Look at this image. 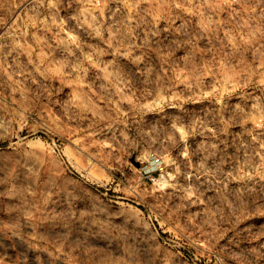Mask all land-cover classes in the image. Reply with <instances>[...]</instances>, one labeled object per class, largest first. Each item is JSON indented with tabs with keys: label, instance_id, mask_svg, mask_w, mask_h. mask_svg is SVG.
Returning a JSON list of instances; mask_svg holds the SVG:
<instances>
[{
	"label": "clouds",
	"instance_id": "1",
	"mask_svg": "<svg viewBox=\"0 0 264 264\" xmlns=\"http://www.w3.org/2000/svg\"><path fill=\"white\" fill-rule=\"evenodd\" d=\"M31 3L45 27L35 39L48 47L53 31L56 56L18 69L23 91L13 81L8 96L0 92V179L18 186L9 189L18 211L3 235L25 253L47 235L44 264H184L176 250L185 244L223 264H233L230 256L264 264V243L241 247L253 230L241 217L264 212V0ZM28 38L0 36V67L20 60ZM52 60L66 75L48 71ZM58 78L76 83L64 90ZM82 122L91 124L84 139L66 140L65 126ZM49 156L67 175L50 174ZM76 157L82 172L72 167ZM97 172L111 183H91ZM117 182L145 212L131 217L128 204L105 197ZM36 204L51 209L46 223ZM230 230L239 235L226 237Z\"/></svg>",
	"mask_w": 264,
	"mask_h": 264
},
{
	"label": "rangeland",
	"instance_id": "2",
	"mask_svg": "<svg viewBox=\"0 0 264 264\" xmlns=\"http://www.w3.org/2000/svg\"><path fill=\"white\" fill-rule=\"evenodd\" d=\"M35 7V4L31 3V0H0V36L8 38L9 34L12 32H27L29 34V38L26 41H20L21 43L27 44V48L20 56V60L17 61L9 57L6 59L4 66L0 67V92L5 96H8L9 92L12 91L10 85H12L13 81H15L16 87L20 91H23L26 87L27 81L24 79V73L18 70L20 67H23L25 64H27L29 68L36 65H44L47 61L51 60L53 56H56L55 52L49 51V48L56 43L53 31H48V36L52 37V39L48 41V47H45L42 42H37L35 39L37 36H41L43 40V33L45 32V27L41 24L43 17L40 15L39 11L34 10ZM13 66H16L17 70L15 72ZM48 71L58 77H60L61 74L66 75L56 60H52L51 67H49ZM55 83L58 88L63 85V89L68 90L71 89L76 82L71 79L58 78ZM89 90L93 95H96L94 89ZM16 94L18 96L19 92ZM45 115L50 119L53 118V115L55 119H60V114L56 112L55 109L47 110ZM65 127L67 128L65 139L71 142L74 138L73 134L75 133V136L79 137L76 143H79L80 140L84 139V130L90 128L91 124L82 122V126L77 127L72 123L67 124ZM22 135H27V129L24 130ZM88 136L91 138L90 132ZM44 147L43 145L41 146V151H43ZM86 147L88 151H92V149L95 148V143L93 142ZM51 151H54V149H49V152ZM64 157L69 162L73 159V153L68 145H65ZM47 162L52 176L60 178L67 175L63 163L60 161L54 160L49 156ZM83 163L84 161L80 157H76V162L72 164V167L75 168L77 172H82L80 165ZM133 163H135V161H133ZM137 167H140V165L137 164ZM8 171L9 178L14 177L17 171L15 161L9 165ZM154 175H158V173H154ZM90 182L93 184L111 183L107 174H100L99 172L96 173L95 179H92ZM66 183L76 184L77 181L69 179ZM13 188L18 189V186L9 183L8 180L0 179V192L4 193L0 195V201L4 202L2 208H0V237L3 238L5 245L0 246V264H44L45 261L51 259V252L48 249V245L53 243L49 241L47 235H41L39 237V243L27 253H25L24 248L17 247L13 244L10 236L3 235L9 227V217L15 215L18 211V206H9L7 203L9 200L18 199L17 195L9 191V189ZM104 195L115 206L123 207L124 204H128L127 215L131 217L145 212V208H138L130 202L127 191L118 182ZM35 207L37 211L45 213V215L41 216L39 219L41 222L46 223L48 219L46 213L51 211V209L42 208L40 204H36ZM147 207L150 208V205ZM249 212V215L241 217V227L253 226V230L246 233L247 239L241 243V247L244 248H253L257 242L264 243V212H261L259 208L255 213H251V210H249ZM177 223L182 225L183 221L180 220L177 221ZM230 223L231 220H229V224ZM158 229L161 236L165 238L171 234L170 230L165 229L162 223L158 225ZM225 235L226 237H230L232 235L238 236L239 234L235 233L234 230H230ZM31 238L37 240L36 236H32ZM176 254L184 260V264H209V261H211V264H223L222 260H217L214 257H207L203 252L197 253V245L195 244H185L183 247L176 250ZM229 259L233 261V264H243L241 260L235 257L230 256ZM65 264H73V258L69 257L65 261ZM107 264H111V258H109ZM169 264H176L175 258L169 261Z\"/></svg>",
	"mask_w": 264,
	"mask_h": 264
}]
</instances>
